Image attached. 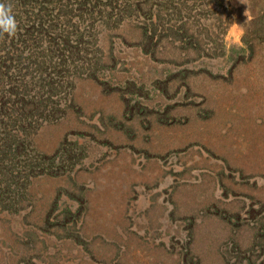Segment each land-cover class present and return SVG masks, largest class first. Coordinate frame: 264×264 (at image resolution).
I'll use <instances>...</instances> for the list:
<instances>
[{
	"label": "rangeland",
	"instance_id": "obj_1",
	"mask_svg": "<svg viewBox=\"0 0 264 264\" xmlns=\"http://www.w3.org/2000/svg\"><path fill=\"white\" fill-rule=\"evenodd\" d=\"M129 4L132 15L93 27L98 56H76L65 67L61 102L40 107L47 118L30 125L21 155L0 154V264H264V203L232 214L223 189L208 206L190 202L184 214L177 197L181 183L207 178L199 177L193 151L197 134L223 118L221 107L215 114L208 106L223 101L221 79L264 84V0ZM11 43H3L2 66L12 62ZM200 116L208 123L199 131ZM142 165L174 177L175 227L166 247L119 229L127 207L139 213L137 187L158 181L137 186ZM199 205L202 214L194 211ZM212 208L226 212L229 229L199 234L198 218Z\"/></svg>",
	"mask_w": 264,
	"mask_h": 264
},
{
	"label": "crops",
	"instance_id": "obj_2",
	"mask_svg": "<svg viewBox=\"0 0 264 264\" xmlns=\"http://www.w3.org/2000/svg\"><path fill=\"white\" fill-rule=\"evenodd\" d=\"M211 75L217 80V74ZM228 79H221L224 82L223 101L215 99L219 103L208 104L215 114H220L221 107L223 118L214 122L210 131H201L197 134V150L193 151L194 155H197L199 167L203 169V171L199 169V177L206 176L208 184L202 185L206 179L203 181L200 179L197 182L188 181L191 185L182 183L179 185L181 189L177 193L178 205L185 204L184 214H191L187 208L190 202L203 200L205 206H208L209 197L219 196L218 192L222 194L223 189L224 193L228 191L226 196L229 197L224 210L232 214L264 203V84L260 85V80L255 82L253 79H245L238 85L237 80ZM238 88L240 97L236 100L235 93ZM203 119L205 116H200L197 122L199 131L200 125L203 126ZM205 121L204 124H207V119ZM229 125L230 128L227 129L226 126ZM136 167L139 175L134 181L137 186L149 184L152 180L158 181L155 186L152 182V188L137 187L132 201L133 205L138 207L139 213L133 212L132 205L127 207L123 211L124 224L119 226V229L121 233L132 229L134 234L142 239H149L163 247L169 246L170 236L173 235L175 227L173 195L170 197L173 193L174 177L167 176L165 171L163 173V167L160 165L153 172L144 169L143 165ZM155 171L158 174H154ZM152 206L154 212L150 214ZM205 206L199 205L194 211L201 213ZM224 210L216 211L212 208L205 215L203 212L201 218H198L199 234L215 236L223 230L227 232L229 220Z\"/></svg>",
	"mask_w": 264,
	"mask_h": 264
},
{
	"label": "trees",
	"instance_id": "obj_3",
	"mask_svg": "<svg viewBox=\"0 0 264 264\" xmlns=\"http://www.w3.org/2000/svg\"><path fill=\"white\" fill-rule=\"evenodd\" d=\"M113 1L0 0L12 5L18 25L14 36L0 33V52L5 50L2 46L7 38L15 42V47L11 43L7 51L10 54H6L11 55L12 62L5 66L0 64V134L4 135L0 137V154L21 155L19 152L28 144L30 125L47 118L42 111L37 112L40 107L48 109L61 102L57 96L69 77L65 67L75 65L76 56H98V35L92 30L97 22L108 24L115 14L120 20L132 15L126 10L131 5L130 0H122L114 6ZM152 23L151 20L145 25ZM54 64L62 70L56 72ZM31 68L36 73L29 71ZM16 164L12 158L11 168Z\"/></svg>",
	"mask_w": 264,
	"mask_h": 264
},
{
	"label": "clouds",
	"instance_id": "obj_4",
	"mask_svg": "<svg viewBox=\"0 0 264 264\" xmlns=\"http://www.w3.org/2000/svg\"><path fill=\"white\" fill-rule=\"evenodd\" d=\"M17 21L11 4L0 2V33L14 36L17 32Z\"/></svg>",
	"mask_w": 264,
	"mask_h": 264
}]
</instances>
